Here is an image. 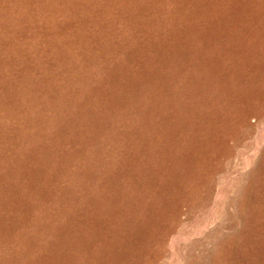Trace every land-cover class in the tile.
Listing matches in <instances>:
<instances>
[{"label": "rangeland", "instance_id": "obj_1", "mask_svg": "<svg viewBox=\"0 0 264 264\" xmlns=\"http://www.w3.org/2000/svg\"><path fill=\"white\" fill-rule=\"evenodd\" d=\"M0 264H264V0H0Z\"/></svg>", "mask_w": 264, "mask_h": 264}]
</instances>
